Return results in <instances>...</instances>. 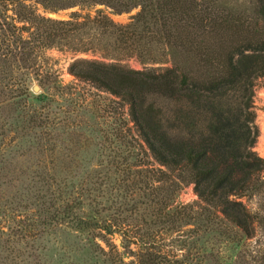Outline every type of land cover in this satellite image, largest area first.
Instances as JSON below:
<instances>
[{
	"label": "trees",
	"instance_id": "obj_1",
	"mask_svg": "<svg viewBox=\"0 0 264 264\" xmlns=\"http://www.w3.org/2000/svg\"><path fill=\"white\" fill-rule=\"evenodd\" d=\"M37 2L50 10L77 5L90 9L96 4L117 12L141 9L122 25L104 9L95 14L76 12L60 20L42 15L28 0H0V86L15 85L13 66L20 62L22 73L14 99L32 105L29 119L38 120L37 126L42 127L44 118L50 117L49 111L36 107L48 98L33 91L34 81L41 89L45 85L37 68L40 49L67 47L102 53L101 58L75 59L69 71L129 106L151 155L166 168L155 181L171 180V187L177 188L194 184L201 201L252 236L258 215L241 198L264 189V158L255 150L260 131L254 106L256 82L264 77V0H251L244 8L231 0ZM155 42L169 48V65L134 69L112 57L113 52L125 51L127 56L140 54L161 63L150 57L151 51L138 49ZM81 204L44 207L41 223L69 221L79 231L92 233V252L118 253L107 236L121 232L126 238L129 230L115 225L98 209L82 211ZM96 231L108 251L96 241ZM134 243L137 264H158L148 241Z\"/></svg>",
	"mask_w": 264,
	"mask_h": 264
},
{
	"label": "rangeland",
	"instance_id": "obj_2",
	"mask_svg": "<svg viewBox=\"0 0 264 264\" xmlns=\"http://www.w3.org/2000/svg\"><path fill=\"white\" fill-rule=\"evenodd\" d=\"M231 1L244 8L251 0ZM28 3L60 20L104 9L122 25L141 9L117 12L96 4L90 9L77 5L50 10L37 0ZM138 49L151 51L150 57L162 62L140 54L127 56L125 51L113 52L112 57L134 69L170 64L169 48L161 43H144ZM102 56L67 47L37 52L45 85L41 89L34 81L33 91L48 100L36 107L50 112L42 127L27 115L32 105L14 99L20 62L13 66L15 85L0 86V264H121V258L137 264L134 242L142 239L150 243L158 264H264V189L241 198L258 215L253 235L247 236L219 209L201 201L194 184L177 188L171 187V180L155 181L166 168L151 155L129 106L69 71L75 59ZM254 106L260 131L255 150L264 158V77L256 82ZM73 202H81L82 211L98 209L129 230L126 238L121 232L107 236L118 253L92 252V233L79 231L69 221L41 223L42 208L60 209ZM99 233L95 232L96 241L108 251Z\"/></svg>",
	"mask_w": 264,
	"mask_h": 264
},
{
	"label": "water",
	"instance_id": "obj_3",
	"mask_svg": "<svg viewBox=\"0 0 264 264\" xmlns=\"http://www.w3.org/2000/svg\"><path fill=\"white\" fill-rule=\"evenodd\" d=\"M34 90H35V91H38V90H39V86H38V85H35V86H34Z\"/></svg>",
	"mask_w": 264,
	"mask_h": 264
}]
</instances>
